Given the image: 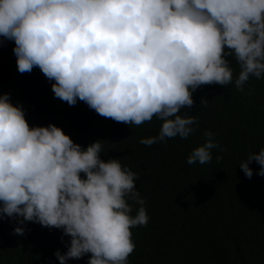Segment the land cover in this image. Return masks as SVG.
<instances>
[{
  "label": "clouds",
  "instance_id": "obj_1",
  "mask_svg": "<svg viewBox=\"0 0 264 264\" xmlns=\"http://www.w3.org/2000/svg\"><path fill=\"white\" fill-rule=\"evenodd\" d=\"M0 37L14 43L17 71L38 67L68 105L126 125L155 116L162 123L144 145L196 132L197 117L181 110L200 86L243 91L264 77V0H0ZM203 136L186 163L225 151L211 131ZM103 142L81 147L51 123L30 127L21 104L0 95V219H15L16 235L26 222L60 230L69 239L58 264L85 255L129 264L131 229L148 223L139 173L101 159ZM252 161L264 177V147L239 163L247 178Z\"/></svg>",
  "mask_w": 264,
  "mask_h": 264
},
{
  "label": "trees",
  "instance_id": "obj_2",
  "mask_svg": "<svg viewBox=\"0 0 264 264\" xmlns=\"http://www.w3.org/2000/svg\"><path fill=\"white\" fill-rule=\"evenodd\" d=\"M13 47L0 37V95L8 93L13 104H21L29 126L51 123L81 147L104 141L101 159L120 158L139 173L136 187L149 220L131 229L135 249L129 264H264V177L257 175L255 161L248 165L251 178L239 167L249 153L264 147V77H250L243 91L233 84L200 86L192 108L181 110L197 117L196 132L144 145L139 141L156 135L162 123L155 116L126 125L82 101L70 106L53 96L52 82L38 67L17 71ZM205 130L225 151L212 149L206 164L186 163L191 150L204 142ZM17 226L15 219H0V264H58L54 253L66 251L67 236L61 239L60 230L32 222L16 235Z\"/></svg>",
  "mask_w": 264,
  "mask_h": 264
}]
</instances>
